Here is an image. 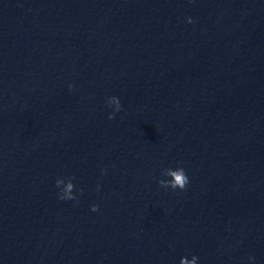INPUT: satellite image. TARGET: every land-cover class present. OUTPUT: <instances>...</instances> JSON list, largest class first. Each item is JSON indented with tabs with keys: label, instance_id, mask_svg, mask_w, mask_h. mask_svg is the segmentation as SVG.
Listing matches in <instances>:
<instances>
[{
	"label": "clouds",
	"instance_id": "1",
	"mask_svg": "<svg viewBox=\"0 0 264 264\" xmlns=\"http://www.w3.org/2000/svg\"><path fill=\"white\" fill-rule=\"evenodd\" d=\"M189 23H191V18H189ZM118 110H119V106H118ZM113 118L112 115H109V119ZM168 174L173 178L172 181L170 182L171 184V188L176 189H184L186 187V185L188 184V177L186 176L184 169L183 168H179L175 171L169 169L168 170ZM159 183L162 186H167V182L164 181H159ZM59 185V181L56 182V186ZM72 188V184L69 183L66 187V193L70 192ZM61 199H72V197L68 196L67 194L65 196H60ZM93 211L97 210V206H93L92 207ZM197 259L196 256H193V261L189 262L186 257H182L180 260V264H195V260Z\"/></svg>",
	"mask_w": 264,
	"mask_h": 264
}]
</instances>
